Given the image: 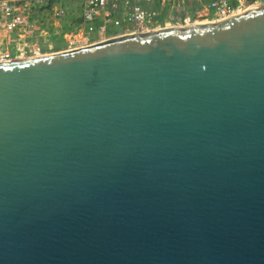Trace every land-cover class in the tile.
<instances>
[{
  "label": "water",
  "instance_id": "water-1",
  "mask_svg": "<svg viewBox=\"0 0 264 264\" xmlns=\"http://www.w3.org/2000/svg\"><path fill=\"white\" fill-rule=\"evenodd\" d=\"M0 264H264V6L0 62Z\"/></svg>",
  "mask_w": 264,
  "mask_h": 264
},
{
  "label": "built area",
  "instance_id": "built-area-1",
  "mask_svg": "<svg viewBox=\"0 0 264 264\" xmlns=\"http://www.w3.org/2000/svg\"><path fill=\"white\" fill-rule=\"evenodd\" d=\"M65 0H0V62L30 58L49 47L48 22L68 16ZM78 48L164 28L216 23L264 0H80ZM77 49V48H76Z\"/></svg>",
  "mask_w": 264,
  "mask_h": 264
},
{
  "label": "rangeland",
  "instance_id": "rangeland-1",
  "mask_svg": "<svg viewBox=\"0 0 264 264\" xmlns=\"http://www.w3.org/2000/svg\"><path fill=\"white\" fill-rule=\"evenodd\" d=\"M68 7V16L62 21L48 22L50 34L48 37V49L44 51L46 54L72 50L80 47L82 44L75 41L73 37L76 35V25L80 16V0H65Z\"/></svg>",
  "mask_w": 264,
  "mask_h": 264
},
{
  "label": "bare ground",
  "instance_id": "bare-ground-1",
  "mask_svg": "<svg viewBox=\"0 0 264 264\" xmlns=\"http://www.w3.org/2000/svg\"><path fill=\"white\" fill-rule=\"evenodd\" d=\"M254 8H258V5L257 6H254ZM247 10L243 11V12H246ZM44 55V54H43ZM43 55H39V56H43ZM37 57V56H36ZM32 58V57H30ZM22 59H26L24 57H18L16 60H22Z\"/></svg>",
  "mask_w": 264,
  "mask_h": 264
}]
</instances>
